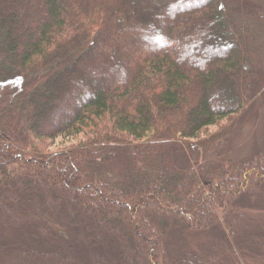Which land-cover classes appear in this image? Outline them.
Here are the masks:
<instances>
[{"label": "trees", "instance_id": "16d2710c", "mask_svg": "<svg viewBox=\"0 0 264 264\" xmlns=\"http://www.w3.org/2000/svg\"><path fill=\"white\" fill-rule=\"evenodd\" d=\"M263 53L264 0H0V264H174L171 232L264 255V212L237 211L264 192V134L238 162L200 136L264 96ZM203 247L179 263L213 264Z\"/></svg>", "mask_w": 264, "mask_h": 264}, {"label": "rangeland", "instance_id": "374dc122", "mask_svg": "<svg viewBox=\"0 0 264 264\" xmlns=\"http://www.w3.org/2000/svg\"><path fill=\"white\" fill-rule=\"evenodd\" d=\"M248 1H254V0H248ZM21 23V21H20ZM22 25V24H21ZM198 53V51H195ZM260 72L257 75V82L264 85V53L262 54L261 63L259 65ZM100 84L104 87L109 86L107 81H100ZM214 91V88L212 89ZM260 90L257 89V92ZM216 94V95H215ZM223 92L214 91L212 94L213 99H218L219 104H223L224 96ZM226 96V95H225ZM68 116V112L62 113L59 115V118H57V121H62ZM225 119L220 121L219 125H226L223 130L220 132L218 131V126L212 125L209 127H206L202 134L200 136H205V138H209V133L215 134L217 133L216 138L219 140L218 145V155L223 159H229L232 162H238L240 160H244L246 158L251 157L253 154H255L258 149L261 147L262 140H263V134H264V96L260 93L258 94L254 100L251 102V104L248 106L246 111L239 117H237L236 120L230 121L229 123H224ZM151 133H147L142 140H146L149 138ZM82 134H79L78 136H75L71 139H64V138H56L52 141L47 139L46 142V148H44L45 151L49 152H55L61 149H65L70 147L71 145L76 144L79 140L82 139ZM189 141L192 143L196 141L195 138H190ZM200 145L195 144V146H190V157L194 162L201 163L203 162V159H206V156L202 153V150L200 148ZM122 159L119 157L116 160V163H110L108 172L112 180H115L118 178L119 174L114 172L112 169H118L121 167ZM195 163V164H197ZM211 166V165H208ZM257 192V190H256ZM248 196H242L240 198L239 203H243L240 208H237L238 212L246 213L248 211H261L264 212V192H260L257 196L256 200L257 203H253V201L247 198ZM232 213H230L231 215ZM221 226H224V221L221 217ZM263 219L260 218H245L242 220V223L249 222L252 223L253 226V234L252 236H255V240H258V234H261L263 231V225H262ZM0 230L3 232V236L10 235L12 231V227L10 226H4L0 225ZM4 227V228H3ZM6 227V228H5ZM142 233V231L139 229V233ZM238 234L243 235L245 232L243 230V227L240 226L237 230ZM172 233V232H171ZM169 233L167 240L165 242V246L167 249L168 257L171 262L174 264H180L179 258L181 257V253L185 251L186 249L195 250L199 246L203 247V252H200V256L202 260H205L208 257V254L211 250L208 249L207 245L212 246L216 249V251L213 254V264H236L235 261H238L239 264H264V255L259 254L257 250H253L248 248H243L240 250H237V256L238 258L234 260V256L230 255L227 250H225L223 245L222 239H218V237L211 233H204V232H198V233H189L181 235L179 233L171 234ZM249 236V235H248ZM247 236V237H248ZM235 238L237 239V235L235 233ZM219 243L221 244V247H215L214 245ZM212 258V257H211Z\"/></svg>", "mask_w": 264, "mask_h": 264}]
</instances>
